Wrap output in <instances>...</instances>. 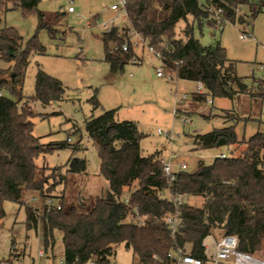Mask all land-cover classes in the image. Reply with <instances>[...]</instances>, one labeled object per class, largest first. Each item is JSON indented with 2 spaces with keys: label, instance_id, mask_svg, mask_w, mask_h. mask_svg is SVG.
<instances>
[{
  "label": "trees",
  "instance_id": "16d2710c",
  "mask_svg": "<svg viewBox=\"0 0 264 264\" xmlns=\"http://www.w3.org/2000/svg\"><path fill=\"white\" fill-rule=\"evenodd\" d=\"M40 1L0 0V12L9 5L22 8L25 14L36 11L38 28L42 29L48 24L38 9ZM253 4V0H207L206 4L199 0H128L129 26L114 25L102 34L104 60L113 72H122L132 63L136 56L132 43L127 51L122 49L126 31L132 28L148 40L154 55L165 65L166 74L203 83L206 93L196 94V98L210 95L233 100L237 94L246 93L264 97V79L256 81L259 93H253L244 77L238 75L225 47L219 43L203 45L189 22L182 30L183 36L176 31L178 22L189 15L202 28L213 15L210 9L221 8L225 20L235 21L243 5ZM263 8L264 4L253 15ZM50 29L53 36L55 31ZM43 48L37 33L24 48L16 28H0V59L13 62L7 68L0 67V225L6 216L5 201L24 205L26 227L38 231L40 225L46 249L53 246L54 231L62 233L64 264H110L120 244L132 250L134 264H166L168 254L176 247L203 257L202 240L215 228L235 234L240 250L264 258V132L240 139L236 132L239 117L232 119L223 113L231 124L193 136L194 150L244 145L239 156L216 157L209 165L200 161L196 171L180 170L171 181L164 174L160 152L142 153L143 133L135 121L116 120L115 110L91 115L85 119V131L96 147L99 173L108 181L109 190L105 195L79 193L75 199L67 198V181L86 174L87 160L71 158L64 172L61 166L39 165V156L70 143L45 146L33 133V119L38 114L35 103L61 100L65 87L39 69L35 94L22 95L30 52ZM94 104L96 107V100ZM57 184H62V189L51 194L56 192ZM31 190L40 192L42 207L25 204V195ZM171 193L202 196L205 202L201 207L183 201L176 204ZM48 198L52 199L49 204ZM136 208L145 216L143 225L136 223ZM176 210L181 227L172 236L163 217Z\"/></svg>",
  "mask_w": 264,
  "mask_h": 264
},
{
  "label": "rangeland",
  "instance_id": "374dc122",
  "mask_svg": "<svg viewBox=\"0 0 264 264\" xmlns=\"http://www.w3.org/2000/svg\"><path fill=\"white\" fill-rule=\"evenodd\" d=\"M115 1L41 0L38 9L44 13V21L48 24L42 29L38 28L40 18L36 11L25 14L22 8L9 5L0 12V28H16L23 37L24 48L36 33L44 46L43 50L30 52L22 95L28 97L35 94L39 69L59 79L65 87L61 100L50 104L35 103L34 110L38 114L33 119V133L40 137L45 146L70 143L39 156L36 159L39 165L61 166L64 172L71 158L83 157L87 160L86 174L72 176L66 183V195L71 199H75L79 193L97 196L105 195L109 190L106 179L99 173L100 160L96 147L85 131V119L91 115L99 116L105 111L115 110L116 120L135 121L143 133L140 140L142 153L149 155L160 152L165 162L172 161L176 171L181 170L182 163L188 165L185 171L194 172L200 161L209 165L221 153L229 157L241 154L244 145L194 150L195 134L232 123L225 121L223 113L232 119L240 118L236 121V132L240 139L264 132V97L246 93L237 94L233 100L210 95H206V99H198L196 81L168 75L156 76L160 61L147 46L136 48L142 56L140 62L127 64L122 72H113L110 64L104 60L106 46L102 34L112 25L119 28L129 26L122 12L110 8ZM199 1L201 4L207 3V0ZM253 2L252 6L243 5L238 10L235 21L227 19L221 27L217 28L214 15L205 21L202 28L189 15L187 20L178 22L176 31L178 36H183L182 30L189 22L194 26V36L203 45L221 44L228 57L235 62L238 75L244 77L253 93H259L256 81L264 79V8L255 15L253 12L263 7L264 0ZM69 7L73 11H69ZM105 23L107 25L103 26ZM50 28L55 31L53 36ZM243 33L249 36L242 38ZM110 47L113 48L114 44L110 43ZM12 64L0 59L1 68ZM6 94L16 99V96ZM184 94L187 98L177 104L175 99ZM175 109H178V115L174 114ZM184 113L191 119L189 122L183 121ZM159 128L171 130L175 136L167 138L158 133ZM61 187L62 184H57L56 192L51 194L55 195ZM182 200L201 207L205 197L184 196ZM24 202L42 207L43 198L40 192L31 190L26 193ZM4 207L6 216L0 225V261L4 264H64L60 231H54L53 246L46 249L40 225L38 231L26 227L25 206L7 200ZM224 233L225 230L220 228L212 231L217 237ZM40 249L45 252L42 258L38 256ZM23 253L21 259L15 258ZM111 261L134 264L133 252L120 244Z\"/></svg>",
  "mask_w": 264,
  "mask_h": 264
},
{
  "label": "built area",
  "instance_id": "2783aa9c",
  "mask_svg": "<svg viewBox=\"0 0 264 264\" xmlns=\"http://www.w3.org/2000/svg\"><path fill=\"white\" fill-rule=\"evenodd\" d=\"M128 0H117L110 5L112 10L120 11L127 17V6ZM69 11H73L72 7H69ZM212 14L215 17L216 22L218 23L217 28L221 27L224 24L225 16L223 15V10L221 8L217 9H210ZM222 24V25H221ZM107 24H103L106 26ZM114 26V25H112ZM107 27V31L111 29V27ZM127 34L125 36V42L122 45V49L127 51L129 49V44L132 43L136 56L132 60L133 63H138L141 61V55L138 54L136 48L142 47V49L147 46L149 51L154 54V49L151 45H149L148 40L145 39L141 34L136 32L134 29L129 28L127 29ZM248 33L241 34L242 38L248 37ZM251 36V35H250ZM130 42V43H129ZM264 67V66H262ZM168 75L172 78L170 74H166L165 72V65L160 61V65L156 67V76L164 77ZM197 94H204L206 93V89L202 82H197ZM2 93L0 92V95ZM187 98V95L184 94L181 97H177L175 99L177 104H180ZM174 114L178 115V109H175ZM191 119L188 117L187 114H183V121L189 122ZM158 133L167 137L172 138L175 136V133L171 130H164L159 128ZM70 140V138H68ZM226 156L225 153H221L219 155L220 158H224ZM161 162L163 164V171L164 174L169 180L174 181L177 178V174L179 171L173 169L172 161L165 162L163 158H161ZM181 170H185L188 168L186 163H182L180 166ZM175 200L176 204L178 202L183 201L182 198L184 196H188L186 194H180L178 196H174L172 193L169 194ZM164 197L163 195H161ZM127 201V198L125 199ZM52 199H48L47 203H51ZM60 207V206H58ZM135 213L138 216L136 219V223L138 225H143L145 223V216L139 214L138 208L135 209ZM164 222L167 224L171 235L175 236L178 230L181 227V218L178 210L173 213L166 214L163 217ZM202 247L204 249V256L198 257L189 252H186L181 247L174 248L168 254V262L166 264H264V258L252 253H248L245 251L240 250L239 248V239L235 234L224 233L219 237H215L212 233L206 236L202 240ZM41 255L43 252L40 253ZM0 264H4V262L0 261ZM90 264H93L92 262ZM110 264H118L116 261H111ZM156 264V263H153Z\"/></svg>",
  "mask_w": 264,
  "mask_h": 264
},
{
  "label": "crops",
  "instance_id": "0c3cea01",
  "mask_svg": "<svg viewBox=\"0 0 264 264\" xmlns=\"http://www.w3.org/2000/svg\"><path fill=\"white\" fill-rule=\"evenodd\" d=\"M142 57V56H141ZM161 155V154H160ZM101 175V174H100ZM107 181V180H106ZM107 186H108V188H109V183H108V181H107ZM214 235V234H213ZM215 236V235H214ZM215 237H217V236H215ZM41 252H43V254L41 255L40 253ZM25 253V252H24ZM24 253L21 255V256H14V255H11V256H14L16 259H21L22 257H24L23 255H24ZM12 254V253H11ZM45 255V252H44V250L43 249H40L39 250V253H38V256L40 257V258H42L43 256ZM33 261H35V259H33Z\"/></svg>",
  "mask_w": 264,
  "mask_h": 264
}]
</instances>
